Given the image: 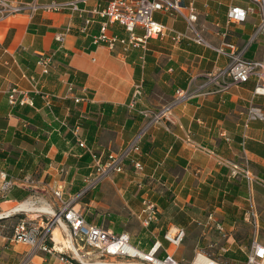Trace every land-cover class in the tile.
Segmentation results:
<instances>
[{
    "label": "crops",
    "instance_id": "1",
    "mask_svg": "<svg viewBox=\"0 0 264 264\" xmlns=\"http://www.w3.org/2000/svg\"><path fill=\"white\" fill-rule=\"evenodd\" d=\"M4 1L72 2L79 11L39 10L32 16L0 18V174L16 182L15 187L0 193V211L3 204L40 203L45 191L51 195L53 181L62 183L67 201L81 191L91 171V159L77 146L68 127L79 126V136L87 147L106 158L126 145L143 125L139 110L159 109L175 97L176 89H183L194 97L173 110L172 123L164 124L169 129L153 127L141 142L138 160L143 170L135 171L126 164L123 173L105 179L72 205L83 213L87 224L118 235L126 233L131 244L144 252L161 240L162 249L172 253L162 237L170 227H182L185 238L193 242L194 254L196 250L207 253L210 246L219 252L242 253V245L233 237L239 229L237 218L250 208L243 202L251 197V206L264 218V190L253 188L252 196L244 181L227 178L225 168L206 151L235 163L246 161L264 179V123H247L246 118L250 103L264 114V97L254 94L253 78L240 85L221 77L210 79L230 63L226 55L214 50L223 41L245 49L244 59H264L262 37L249 43L260 22L257 6L250 0H191L202 43L190 39L175 42L168 33L148 39L144 48L124 50L93 45L104 21L95 13L112 0ZM232 6L252 7L253 13L240 24L227 25V11ZM153 17L167 29L185 32V21L174 13L158 11ZM86 19L92 22L83 31ZM109 31L122 39L128 37L118 24L109 25ZM135 32L144 36L139 29ZM58 34L63 35L62 42L56 40ZM41 54L52 57L50 72L43 76L36 65ZM31 78L37 80L36 90ZM137 83L142 84L144 96L130 110L131 91ZM13 88L28 95L31 104L11 106L8 95ZM75 97L83 101L75 103ZM188 137L189 143L185 142ZM144 197H150L158 210L148 228L138 217ZM212 211L223 223L225 238L212 228L195 224H205ZM9 215L4 219L16 217L15 213ZM9 226L0 225V264H21L28 251L11 243L15 226ZM26 264L48 263L36 253Z\"/></svg>",
    "mask_w": 264,
    "mask_h": 264
},
{
    "label": "built area",
    "instance_id": "2",
    "mask_svg": "<svg viewBox=\"0 0 264 264\" xmlns=\"http://www.w3.org/2000/svg\"><path fill=\"white\" fill-rule=\"evenodd\" d=\"M257 6L260 14V22L255 28L253 36L250 38L249 43L255 42L257 37H262L263 44V58H264V0H250ZM44 10L48 12H64L74 11L78 12V7L75 3H51L46 5H38L35 2L14 3L0 0V18H8L10 16L18 14H28L30 16ZM158 11H164L174 13L181 17L186 23V29L184 33L172 31L167 29L160 22H156L153 15ZM253 13L252 7L247 9H241L239 7L232 6L227 11V25L240 24L247 19L249 14ZM103 22L99 25L98 35L93 38V45H104L109 49H114L115 46H121L124 50H128L130 47L144 48L146 42L150 38L159 39L164 37L168 33L173 34V41L177 42L182 39L193 40L196 43H202V40L197 34L195 24L198 20V15L194 7V3L191 0H112L109 4L95 13ZM91 19H86L83 27V31L91 24ZM118 24L124 29V32L128 34L126 39H122L117 35H113L109 31V25ZM139 29L144 32L143 37L136 35V30ZM56 40L63 41V35L58 34ZM220 46L216 49L218 55H226L230 59V63L227 67L220 69L218 77H211L210 81H215L220 78L228 81L232 85H240L255 79L254 94L264 97V59L262 61H254L244 59L243 55L245 49H239L235 44L228 43L227 41L221 42ZM52 63V57L46 54L38 56L36 65L39 69V75H47L50 72ZM34 90L37 89V80L31 78ZM68 91L72 92V85L68 87ZM131 99L128 103L130 110H135L144 96L142 90V84L137 83L133 86ZM9 104L11 106L15 104H31L32 99L28 95L23 94L16 88H13L9 92ZM46 101L48 97L44 96ZM194 95L183 89H176L175 97L168 103L161 106V108L153 110L146 108L145 110H139L138 113L143 118V125L133 135L132 139L124 145L117 153H111L102 157V155L94 152L91 148L87 147L86 142L79 136V126L68 127L72 138H74L77 146L84 152L90 155V167L91 171L84 181V186L81 191L75 196L73 200L67 201L63 194V185L59 181H53L50 186V193L54 201L57 203V213L53 211L42 212L41 214L47 216L46 222H40L37 220L42 219L41 215L37 220H30L28 218H21L14 227V233L11 238L12 244H22L30 249L31 254L41 253L50 257H56L60 264H75L73 258H69L65 252H58L55 249V243H53V231L54 227L63 229L70 233L71 242L83 243L84 247L93 248L98 252L99 257L109 259H123L125 261H139L145 264H183L178 261L173 253L163 250L161 240H156L151 249L147 252L139 250L131 244L128 234L121 233L120 235L113 233L112 231L89 225L86 223L84 215L78 209H75L72 205L80 197L84 196L90 190L96 189L103 181L114 175L123 173L126 169V164H130L135 171L141 172L143 166H141L138 156L140 155V145L142 140L146 137L147 132L158 126H165L164 124L172 123L171 116L173 110L188 101ZM75 103L83 101L82 99L75 97ZM46 106H50L49 102ZM247 123L251 121H259L264 123V114L259 106L254 103H250L246 112ZM168 130V126H165ZM185 142L189 143V137ZM208 155L215 158L216 163L225 168L226 176L230 180L245 182L249 192L252 193L253 188L256 186L264 190V179L258 177L251 170L249 163L244 161L243 163H235L225 160L216 156L212 151L207 150ZM16 182L11 179H7L4 173L0 174V193H5L15 187ZM250 200V199H249ZM248 200V202H249ZM19 204V203H17ZM249 209L244 213L243 219L246 222L253 224L256 234L259 229L258 213L257 210L249 204ZM18 214H24V212H16ZM15 213V214H16ZM158 215V210L155 202L150 197H144L141 203L139 219L146 228L150 226V223L155 221ZM198 226H205L217 231L223 238L226 237V231L224 230L223 223H221L215 212H209L205 218V224L201 222H195ZM251 241L246 258L243 264H264V243L256 237ZM186 232L185 229L180 227H170L165 231L162 237L164 242H167L170 250L176 251L181 248L185 241ZM73 242L74 246L75 243ZM52 243L54 245H52ZM76 247V246H75ZM212 248V246H210ZM209 247V248H210ZM78 251L81 250L77 245ZM221 253H225L224 250H220ZM164 254V256L162 255ZM87 255V254H86ZM28 258L21 264H26ZM189 264H223L218 259L213 258L203 250H196L195 254Z\"/></svg>",
    "mask_w": 264,
    "mask_h": 264
},
{
    "label": "rangeland",
    "instance_id": "3",
    "mask_svg": "<svg viewBox=\"0 0 264 264\" xmlns=\"http://www.w3.org/2000/svg\"><path fill=\"white\" fill-rule=\"evenodd\" d=\"M254 189H258V187H254ZM261 190V189H260ZM261 192H263L261 190ZM253 191H252V196H253ZM44 199V200H43ZM43 199H41V202L40 203H34V207L35 208H38V209H46L48 208L49 211H53L54 213H57V203L56 201H54V199L52 198V196L49 194L46 193H43ZM249 202H243V205H248L249 204H253V200H252V197L249 198ZM23 202H28L30 203L31 200H24V201H20L18 202L19 204L20 203H23ZM17 204V203H16ZM16 204H3L1 206L2 208V211L4 209V207H14L16 206ZM50 206V207H49ZM77 209V208H76ZM249 209V208H247ZM257 210V209H256ZM0 211V213L2 212ZM42 212H31V213H24V214H18L16 213V217H14L15 219H12L11 220H8V219H4L5 217L1 218L0 219V225L3 224V223H8L10 224V228L14 227L16 225V223L23 217V218H28V219H32V220H37V216L41 215L42 217V222H46V218L47 216H44L41 214ZM243 211H241V215H239V217L237 218V222H238V227L239 229L233 233V237H235L238 245H242V253L240 255H243L245 256L246 253H247V249L251 243V241L255 238L254 237V231H255V228L253 227V224H251L250 222H246L244 219H243ZM257 213H258V222H259V229H258V232L255 234L256 237H258V239L260 241H262L264 243V218H261L260 217V214H259V211L257 210ZM7 217V216H6ZM55 229L57 227H54ZM60 229V228H59ZM60 231L62 232V235H63V238L65 241H68L70 240V233L67 232L66 230L64 229H60ZM74 242V241H73ZM75 243V246L77 248V245H79V247L81 248V250L79 251V256L81 257L80 259L78 257H75L74 254L69 251V249L67 248V243H65L64 245L60 246L62 247V250L61 251H58V252H65L66 255H68L69 258H73V261L75 262V264H97V263H120L122 261H125L123 259H105V258H101L99 257L98 255V252L93 250V248H89V247H84L83 243H78L77 242H74ZM52 245H54L52 243ZM15 246H19L21 248H25L27 251V254H28V257L27 258H30L32 257L33 253L31 254L30 252V249L27 248L26 246L22 245V244H15ZM193 250H194V245H193V242L187 238H185V241L183 242L181 248L177 249V251L174 253L175 256H176V259L178 261H181L183 262V264H187V260H191L194 253H193ZM26 252H24V254H26ZM173 253V251H172ZM207 253L212 256L213 258L215 259H218L221 263L223 264H232L228 259H226L225 257V254L224 253H221L219 252L216 248L212 247L210 248ZM39 254V253H37ZM87 254V255H86ZM43 258H45V260H47V263L48 264H60L57 260L56 257H50V256H46L44 254H41ZM139 262V261H138ZM234 264V263H233Z\"/></svg>",
    "mask_w": 264,
    "mask_h": 264
},
{
    "label": "bare ground",
    "instance_id": "4",
    "mask_svg": "<svg viewBox=\"0 0 264 264\" xmlns=\"http://www.w3.org/2000/svg\"><path fill=\"white\" fill-rule=\"evenodd\" d=\"M49 211L48 208L46 209H38L34 207V204L32 202L28 203V202H23L20 204H16V206L14 207H4V211L0 213V219L2 217L5 216H10V213H16V212H24V213H31V212H46ZM62 227L64 228V226L62 225ZM66 230V228H64ZM53 243H55V249L57 251H61L62 250V245H64L65 243H67V248L69 249V251H71L75 257H78L79 259L81 258L79 256V251L78 249H76V247L74 246L73 242H71V240L65 241L62 235V232L60 231L59 228H56L53 231ZM97 264H145V263H140L138 261L133 262V261H122L120 263H97Z\"/></svg>",
    "mask_w": 264,
    "mask_h": 264
},
{
    "label": "trees",
    "instance_id": "5",
    "mask_svg": "<svg viewBox=\"0 0 264 264\" xmlns=\"http://www.w3.org/2000/svg\"><path fill=\"white\" fill-rule=\"evenodd\" d=\"M241 253H238V254H235V253H232V252H226L225 253V257L226 259H228L230 262L231 261H245V256L243 255H240Z\"/></svg>",
    "mask_w": 264,
    "mask_h": 264
}]
</instances>
